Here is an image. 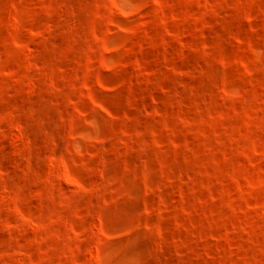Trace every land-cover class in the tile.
Wrapping results in <instances>:
<instances>
[{"label": "rangeland", "instance_id": "obj_1", "mask_svg": "<svg viewBox=\"0 0 264 264\" xmlns=\"http://www.w3.org/2000/svg\"><path fill=\"white\" fill-rule=\"evenodd\" d=\"M0 264H264V0H0Z\"/></svg>", "mask_w": 264, "mask_h": 264}]
</instances>
